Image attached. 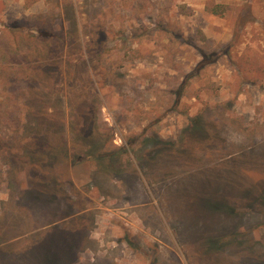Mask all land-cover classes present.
Returning <instances> with one entry per match:
<instances>
[{
    "label": "rangeland",
    "instance_id": "1",
    "mask_svg": "<svg viewBox=\"0 0 264 264\" xmlns=\"http://www.w3.org/2000/svg\"><path fill=\"white\" fill-rule=\"evenodd\" d=\"M263 198L264 0H0V264H264Z\"/></svg>",
    "mask_w": 264,
    "mask_h": 264
},
{
    "label": "trees",
    "instance_id": "2",
    "mask_svg": "<svg viewBox=\"0 0 264 264\" xmlns=\"http://www.w3.org/2000/svg\"><path fill=\"white\" fill-rule=\"evenodd\" d=\"M201 120H202V119H200V118H198V117L193 118V119L191 120L192 127L195 126V125H197V124H199V123H201ZM263 202H264V198H263ZM231 210H232V209H231Z\"/></svg>",
    "mask_w": 264,
    "mask_h": 264
}]
</instances>
